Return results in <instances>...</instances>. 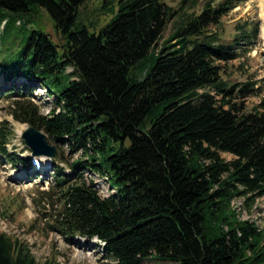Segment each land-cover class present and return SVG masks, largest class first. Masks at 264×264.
<instances>
[{"label": "trees", "instance_id": "obj_1", "mask_svg": "<svg viewBox=\"0 0 264 264\" xmlns=\"http://www.w3.org/2000/svg\"><path fill=\"white\" fill-rule=\"evenodd\" d=\"M91 1L0 0V73L25 81L11 87L14 121L81 152L68 173L51 170L61 205L54 227L69 240L103 243L105 264H264V229L233 207L239 200L251 211L264 196V98L245 112L261 88L227 85L220 65L237 59L236 46L249 45L256 27L239 28L232 45L209 31L238 0H208L199 13L198 0H179L178 9L163 0H102L100 8L117 11L95 34L79 20ZM41 10L60 45L41 28ZM38 86L54 103L47 115L34 103ZM9 133L0 127L1 157L25 165L5 149ZM87 172L113 194L101 198ZM0 264L59 263H39L0 231Z\"/></svg>", "mask_w": 264, "mask_h": 264}, {"label": "rangeland", "instance_id": "obj_2", "mask_svg": "<svg viewBox=\"0 0 264 264\" xmlns=\"http://www.w3.org/2000/svg\"><path fill=\"white\" fill-rule=\"evenodd\" d=\"M207 1L198 0L199 4L193 11L199 13ZM222 1L214 0L213 3L215 5ZM163 2L173 9L179 7V0H163ZM101 3L102 0H93L80 8L79 20L87 26L90 33L97 34L99 29L116 14V5L112 10L103 9L100 8L102 7ZM39 20L41 28L49 35L52 42L60 45V35L55 32L52 21L42 10L39 12ZM175 21L176 19L167 24L161 39L157 43L158 48L173 32ZM242 27L243 30L247 29V31H251L256 27L257 35L251 43L246 41V44L250 43L249 45L241 48L236 46L237 59L220 64L222 67L221 79L227 85L253 81L261 88L262 94L260 96H251L244 103L245 112H250L264 98V0L236 1V7L222 17L217 26H211L209 31L218 33L219 41L223 44L232 45L236 36H239V28L242 30ZM26 29H33V25L27 24ZM8 47L15 52L19 46L14 47L12 45ZM58 52H61V48H58ZM5 53H0L1 60L5 58ZM10 84L5 76L0 73V127L5 126L10 129L9 142L5 149L28 160L30 158L29 151L23 145L20 137V134L25 130L23 126L26 127V125L14 121L12 117L14 102L17 98L14 96ZM20 84L22 83L17 82L16 87H19ZM33 96L40 114L47 115L54 108L52 97L46 95L44 88L38 86L33 92ZM40 131L44 133L42 130ZM47 140L50 144L61 147L59 156L62 158L63 163L59 166L68 172L66 166L79 158L81 152L71 153L65 145L48 138ZM221 156L226 160L233 158L227 153H222ZM53 163L57 164V160L54 159ZM50 171L47 170L43 175L31 174V171L21 169L20 166L13 167L12 164L6 163L0 156V230L27 247L30 254L39 263L47 259H54L59 264H105L106 261L102 259V253L94 245L96 243L95 239L87 243L83 239L75 237L69 240L68 237L54 227V220L59 210H61V205H59L58 194L51 189L53 183ZM84 177L88 182L93 183L101 198L113 194L114 191L108 186L103 177L88 174V172ZM233 207L236 210L239 208L241 219L248 218L255 222L259 228L264 229V196L256 201L251 211H248L243 206V202L239 200L233 203ZM33 225L34 228H31ZM142 264L169 263L150 259Z\"/></svg>", "mask_w": 264, "mask_h": 264}, {"label": "water", "instance_id": "obj_3", "mask_svg": "<svg viewBox=\"0 0 264 264\" xmlns=\"http://www.w3.org/2000/svg\"><path fill=\"white\" fill-rule=\"evenodd\" d=\"M21 139L31 149L33 156L53 158L56 154L55 146L48 143L46 135L33 127L23 132Z\"/></svg>", "mask_w": 264, "mask_h": 264}, {"label": "bare ground", "instance_id": "obj_4", "mask_svg": "<svg viewBox=\"0 0 264 264\" xmlns=\"http://www.w3.org/2000/svg\"><path fill=\"white\" fill-rule=\"evenodd\" d=\"M22 126H23V125H22ZM23 127H24V129L26 128L25 126H23ZM24 131H25V130H24ZM24 131H23V132H24Z\"/></svg>", "mask_w": 264, "mask_h": 264}]
</instances>
